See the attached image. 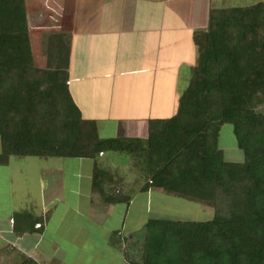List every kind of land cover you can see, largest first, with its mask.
<instances>
[{"label":"trees","instance_id":"trees-1","mask_svg":"<svg viewBox=\"0 0 264 264\" xmlns=\"http://www.w3.org/2000/svg\"><path fill=\"white\" fill-rule=\"evenodd\" d=\"M194 42L198 61L175 115L149 120L145 142L101 139L70 96L67 68L36 65L25 0H0V164L12 156L127 153L143 169V192L163 191L212 215L205 222L148 219L128 264H264V3L211 10ZM223 124L232 126L240 163L219 149ZM106 185H115L110 173L95 169L92 190L101 201L129 204ZM16 222H29L25 230L36 223L28 214Z\"/></svg>","mask_w":264,"mask_h":264},{"label":"crops","instance_id":"crops-1","mask_svg":"<svg viewBox=\"0 0 264 264\" xmlns=\"http://www.w3.org/2000/svg\"><path fill=\"white\" fill-rule=\"evenodd\" d=\"M263 1L25 0V5L36 65L67 68L70 96L81 117L96 123L101 139L140 140V126L147 130L149 120L175 115L198 61L194 37L207 31L210 11ZM63 49L66 57L60 60ZM42 58L45 65H39ZM114 153L91 159L12 156L0 164V264H128L131 245L140 249V195L157 190L143 192L139 179L130 189L113 166ZM95 169L110 173L115 185L105 190L128 196V205L101 201L92 190ZM17 214L31 215L34 229L25 230L29 222L15 223Z\"/></svg>","mask_w":264,"mask_h":264},{"label":"rangeland","instance_id":"rangeland-1","mask_svg":"<svg viewBox=\"0 0 264 264\" xmlns=\"http://www.w3.org/2000/svg\"><path fill=\"white\" fill-rule=\"evenodd\" d=\"M66 53L65 49L61 50L59 54L60 60L66 57ZM39 61V65H45V60L43 58ZM260 111L264 113V107H261ZM145 130L146 127L140 126V140L142 142H145L147 138V130ZM144 132L146 134L141 136ZM218 146L219 149L224 152V158L227 162L240 163L243 161V154L237 148L233 129L230 124H223L220 127ZM114 156L113 166L120 171L122 176L127 178L126 182H128L130 189L137 186V179L140 180V186L145 183L146 177L143 173V169L134 156L123 152L114 153ZM154 192L156 193H152V195H140V232H138L140 241L144 235L143 225L148 219L205 222L212 218L208 207L178 198L163 191H161L162 193L159 191ZM158 193L161 195H157ZM135 249L136 246L131 245V249L129 250L130 256L137 255L138 251Z\"/></svg>","mask_w":264,"mask_h":264}]
</instances>
